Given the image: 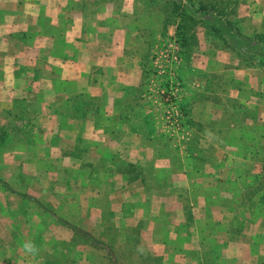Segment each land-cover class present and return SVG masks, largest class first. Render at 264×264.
Wrapping results in <instances>:
<instances>
[{
  "label": "rangeland",
  "instance_id": "obj_1",
  "mask_svg": "<svg viewBox=\"0 0 264 264\" xmlns=\"http://www.w3.org/2000/svg\"><path fill=\"white\" fill-rule=\"evenodd\" d=\"M107 1L72 0L74 10L67 19L95 12L96 6ZM121 1L113 0L117 8ZM230 1L135 0L131 27L151 42L134 108L142 121L134 129L144 133L150 147L145 148L140 139L127 146L119 140L111 146L115 150L111 158L97 161L90 154L94 140L62 139L65 133L71 137L82 133L86 124L72 120L84 121L97 102L86 95L65 104L61 76L48 81L51 74L47 73L60 72L61 66L48 62L46 55L53 50L39 34L55 35L57 48L64 29L50 27L48 22H43L38 34L7 28V44L1 48L9 61L15 57L22 75L33 69L34 88L0 87V264H264V120L255 124L252 111L245 110L236 114L238 125H209L213 134L199 139L189 134L193 105L197 107L202 98L191 95L192 103L186 100L185 76L193 80L199 74L190 68V52L206 49L199 37L207 36L210 45L225 51V37L239 34L227 25L226 6H235ZM6 19L9 24L10 18ZM248 21L254 23V19ZM171 22L174 27L169 26ZM262 25L258 32H264V17ZM176 54L178 61L173 58ZM34 58L36 66L31 68ZM225 61L210 63L219 67L218 62ZM243 62L247 69L256 64L263 73L260 76L253 68L242 78L246 86L242 99L247 101L253 93L252 78H261L264 84V70L255 56L241 58L239 63ZM226 74L224 69L215 74L213 84L218 89L228 79ZM48 83L55 90L52 94L46 90ZM175 83L179 88L172 91ZM215 93L216 102L226 101L233 108L238 102ZM261 94L264 99V88ZM176 111L182 115L178 124ZM48 112L53 120L43 115ZM46 128L53 133L49 140L36 136ZM66 128L70 131L64 132ZM89 136V132L84 135ZM197 142L206 148L204 154L194 156L195 167L205 164L208 172L186 179L181 171L189 158L182 149L195 150ZM16 147L24 152L18 164L14 161L19 156H12ZM108 149L109 144L104 151ZM99 169L108 175H101ZM200 227L207 235L204 245ZM75 229L90 233L96 243L84 240Z\"/></svg>",
  "mask_w": 264,
  "mask_h": 264
},
{
  "label": "crops",
  "instance_id": "obj_2",
  "mask_svg": "<svg viewBox=\"0 0 264 264\" xmlns=\"http://www.w3.org/2000/svg\"><path fill=\"white\" fill-rule=\"evenodd\" d=\"M71 1L0 0V15H2L0 18V87L9 86L14 91L34 88L33 69H31L32 71L27 70L26 74L22 75L23 73L18 71L15 57H11V61H9L6 49L1 48V44L5 46L7 44V28H14V31H20L21 33L25 29L38 34L40 29L43 28V22L44 25H47L48 22L50 27L54 25L58 29H64V36L57 48L55 35L45 36L42 33L39 34L42 40L48 42V49L53 50L54 55H46L47 60H50L48 62L51 65L59 64L61 66L60 72L54 73L53 70H50L47 73L48 75L51 74L48 76V81L61 76L63 80L61 94L64 97L65 104L70 103L74 98H83L86 95L89 98H95V101L97 100L93 107L94 110L89 109L87 111L86 118H83L84 121L82 118L72 120V122H84L86 124L82 133H79L81 137L77 134L71 137L65 133L62 139L64 141H67L68 138L71 139L70 141L78 138L94 140V146L90 147V154L94 156L96 161L103 159V157L111 158L115 154V150L111 146L117 145L119 140L122 146H127L128 142L140 139L143 146L149 148L150 140L145 137L143 132L140 133L134 129V124L139 125L142 121L135 113L134 108H136V98L141 93L144 79L142 62L148 58L147 54L150 50L148 45L151 42L143 32L139 33L131 27L132 22H134L132 15L137 8L135 0H122L119 8L115 6L113 0L102 2L96 6L95 12L79 14L77 17L74 16L72 21H69L67 18L70 17V11L74 10L71 9ZM167 1L163 0V2ZM230 2L235 6H226V12L229 13H227V25L233 30L239 31L238 38L242 36L241 39H243L247 35L254 37L258 33V29L263 26L264 0H231ZM81 9H84L82 5ZM231 14H233L232 19H229ZM7 17L10 18L9 24L6 21ZM23 17L26 18L25 22ZM252 19H254V23L248 21ZM173 23L175 22H171L169 26L174 27L175 24ZM225 41H227L226 49L221 51L220 47L216 49L215 46L210 45L211 39L208 36L201 39L199 37L200 45L205 43L207 48H203L204 50L195 49L194 52L192 50L188 60L191 65L190 68L199 74L193 80L183 75L187 78L186 84L189 85V95H187L186 100L192 103L191 95L202 97L197 102L198 108L193 105L194 116L192 121L194 123L193 128L189 131L190 136L194 134L193 136H198V139L199 136L202 137L205 133L206 135L213 134L209 125L240 124L236 114L245 110L252 111L253 118L252 120L250 118V120L254 121L255 124L262 123L264 120V99L261 94L263 93L264 87L262 86L264 84L260 82L261 78L258 80L252 78L254 82L251 83L249 89L253 93L247 101L242 99L246 88L242 79L246 75L245 73L253 68L258 71L260 76H263V73L261 69L257 68L256 64L250 69L245 67V62H243L244 65H241L239 61L241 58L246 59V54H244V51H240L241 49L231 48L233 46L231 43H234V41L230 37H225ZM14 42L16 45L17 41ZM61 46L64 47L61 48ZM17 48L19 51L23 49L20 42ZM230 49L233 52L230 53ZM35 58L31 61V68L36 66L37 61ZM214 59L228 61H225V63L218 62L219 67H217L215 64L210 63ZM230 59H236L237 61L232 62ZM218 69H224L227 73L225 77L228 78L223 81L220 89L213 84L216 81L215 74ZM231 71L233 73H229ZM192 75L194 74L192 73ZM47 87V92L51 94L55 92L51 84L48 83ZM216 90L222 95L220 98L223 100L236 99L238 102L235 107L233 108L231 104L229 107L226 101L216 102ZM133 91H135V95L137 93L136 96L132 94ZM94 113L97 114L94 115ZM43 115L47 117L48 121L52 119L50 112L43 113ZM96 121L99 123L97 124ZM113 124L117 125L116 128ZM203 125L207 126L204 127ZM106 126L111 127L106 128ZM47 131V128L45 133L39 131L36 136L49 140L53 133L51 130ZM63 131L69 132L70 129L66 128ZM92 131H94V136ZM88 132L92 137H84ZM117 132L120 133L117 134ZM259 134L260 137L262 132ZM108 144L109 149L104 151ZM203 148L206 147L197 142L195 150L182 149V154L189 158L188 165L186 164L181 171L184 178L188 179L193 174L202 175L203 172L205 174L208 172L204 163L197 169L193 161L194 156L204 154ZM132 152L134 151L132 150ZM22 153L24 152L21 147L15 148L12 156H19V159L14 161L15 163L18 164L20 160H23L21 158ZM107 167L110 170L108 165ZM99 171L100 174L108 175L103 169H99Z\"/></svg>",
  "mask_w": 264,
  "mask_h": 264
},
{
  "label": "trees",
  "instance_id": "obj_3",
  "mask_svg": "<svg viewBox=\"0 0 264 264\" xmlns=\"http://www.w3.org/2000/svg\"><path fill=\"white\" fill-rule=\"evenodd\" d=\"M192 6H193V4H190V6H188V7H190V9H191ZM213 20H215V19L213 18ZM227 27L228 26H226V28ZM217 30H219V29H217ZM228 32H229V30H228ZM181 36H182V37H180V40H182L181 46L184 47V45H185L184 37H183V35H181ZM228 37H229V34H228ZM230 38L232 39V41H234V43H231V45H233L231 48H236L239 50L241 49L240 51H244V54H246V58H248V60H252L253 56H255V58L257 56V58H256L257 63L261 66L262 70H264V61H262L264 59V32H262V31L258 32L254 35V37L248 36V35L244 36L245 40H244V38L241 39L242 36H241V38H238V35H236V36L231 35ZM250 45H253V47H251ZM251 56H252V58H251ZM188 221H191V216L188 217ZM204 232H205V228L200 227L199 233L201 234L200 239H201L202 245H204L205 237H207V235L204 234ZM75 233L78 234L80 237H82L84 240H90L92 243H96V241H97V239L94 236H92L90 233H86L83 231H77L76 229H75ZM99 244H100V247H105L102 243H99ZM108 254L112 255V251H108Z\"/></svg>",
  "mask_w": 264,
  "mask_h": 264
},
{
  "label": "built area",
  "instance_id": "obj_4",
  "mask_svg": "<svg viewBox=\"0 0 264 264\" xmlns=\"http://www.w3.org/2000/svg\"><path fill=\"white\" fill-rule=\"evenodd\" d=\"M173 58H174V60H177L178 61V55L177 54L174 55ZM178 88H179V83H175V86L171 87L172 91L178 90ZM174 114H175V121L178 124L179 121H180V119L182 118V115L178 111H176Z\"/></svg>",
  "mask_w": 264,
  "mask_h": 264
}]
</instances>
